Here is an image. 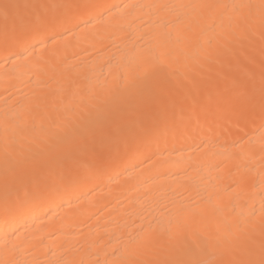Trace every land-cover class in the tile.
I'll list each match as a JSON object with an SVG mask.
<instances>
[{
    "label": "bare ground",
    "instance_id": "obj_1",
    "mask_svg": "<svg viewBox=\"0 0 264 264\" xmlns=\"http://www.w3.org/2000/svg\"><path fill=\"white\" fill-rule=\"evenodd\" d=\"M37 1L49 7L31 11ZM6 3L12 5L7 18ZM262 3L0 0V33L5 27L28 32L39 12L89 5L47 33L54 41L46 47L30 37L17 45L0 42V264L214 261L237 224L258 228L264 220V124L258 119L242 131L227 118L211 117L199 126L161 130L138 146H121L96 176L67 187L37 189L30 172L70 123L106 108L125 84L157 66L167 69L153 75L162 81L246 33L244 48L259 71ZM224 4L249 7L240 13L212 7ZM142 230L162 234V243L141 252L134 241ZM177 231L179 243L170 247L168 234Z\"/></svg>",
    "mask_w": 264,
    "mask_h": 264
},
{
    "label": "snow or ice",
    "instance_id": "obj_2",
    "mask_svg": "<svg viewBox=\"0 0 264 264\" xmlns=\"http://www.w3.org/2000/svg\"><path fill=\"white\" fill-rule=\"evenodd\" d=\"M12 5H3V14L8 16ZM46 9V4L35 5ZM56 8L58 6H51ZM61 14L49 15L39 12L34 25L24 34L9 31L0 33L4 45L25 43L29 37L41 46L53 40L47 35L59 27L71 23L73 9L89 5L66 4ZM229 8L235 13L247 5H216ZM261 28L264 29V3L261 4ZM264 41V31L260 33ZM248 34L237 35L234 40L205 54L202 60L189 65L182 73L168 72L166 79L156 81L153 75L167 72L157 66L145 72L131 83L125 84L122 92L114 94L107 107L89 115L88 118L70 123L64 134L42 154V159L31 168L34 186L57 189L71 186L80 180L96 176L114 162L121 146L129 148L158 136L161 130H176L193 122L199 126L201 119L227 118L235 127L243 130L249 122L260 120L264 124V59L259 73L252 70L254 58L244 48ZM35 47V43L30 45ZM264 51V50H262ZM244 69L243 76L237 70ZM264 152V142H261ZM8 179L5 180L7 188ZM29 195L25 191V197ZM19 198V197H18ZM5 212L9 211L5 201ZM179 224L177 228L179 229ZM181 233L169 232L168 245L179 243ZM143 253L152 251L162 243V234L151 230L144 232L134 241ZM141 264H264V220L259 227L237 224L225 239L220 259L144 261Z\"/></svg>",
    "mask_w": 264,
    "mask_h": 264
},
{
    "label": "rangeland",
    "instance_id": "obj_3",
    "mask_svg": "<svg viewBox=\"0 0 264 264\" xmlns=\"http://www.w3.org/2000/svg\"><path fill=\"white\" fill-rule=\"evenodd\" d=\"M34 4V5H33ZM40 3L37 1V2H35V3H32L31 5H29V9L31 10V11H35L36 10V7H34L35 5H39ZM31 6V7H30ZM33 6V7H32ZM37 9H39V8H37ZM56 9H59V8H56ZM37 11V10H36ZM257 70H259L258 68H257ZM257 72V74L259 73V71H256ZM240 74V73H239ZM241 74H243V73H241ZM240 74V75H241ZM242 76V75H241ZM126 149V148H125Z\"/></svg>",
    "mask_w": 264,
    "mask_h": 264
}]
</instances>
